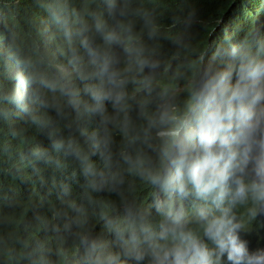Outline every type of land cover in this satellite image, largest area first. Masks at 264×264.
<instances>
[{
  "label": "clouds",
  "instance_id": "obj_1",
  "mask_svg": "<svg viewBox=\"0 0 264 264\" xmlns=\"http://www.w3.org/2000/svg\"><path fill=\"white\" fill-rule=\"evenodd\" d=\"M19 19L0 22V193L58 201L23 257L264 264V0H34Z\"/></svg>",
  "mask_w": 264,
  "mask_h": 264
},
{
  "label": "trees",
  "instance_id": "obj_2",
  "mask_svg": "<svg viewBox=\"0 0 264 264\" xmlns=\"http://www.w3.org/2000/svg\"><path fill=\"white\" fill-rule=\"evenodd\" d=\"M29 10L34 11V0H0V22L3 19L5 27L6 23L11 24L14 19L20 25L19 16ZM4 143L5 138L1 136L0 151H3ZM5 185L6 179H0V189ZM43 186L38 181H31L29 185H19L0 193V264H30L22 255L25 248L37 239L45 240L53 235L50 230L41 228L38 217L44 215L41 205L47 207L58 203L57 195L53 191L50 196L44 197ZM27 200L32 202L26 205ZM16 219L20 222L15 225L10 237L3 236L1 228L7 232ZM250 243L255 247L256 238L251 237Z\"/></svg>",
  "mask_w": 264,
  "mask_h": 264
}]
</instances>
